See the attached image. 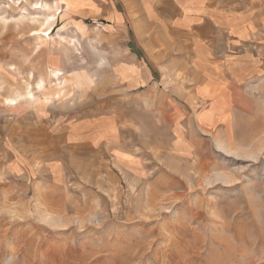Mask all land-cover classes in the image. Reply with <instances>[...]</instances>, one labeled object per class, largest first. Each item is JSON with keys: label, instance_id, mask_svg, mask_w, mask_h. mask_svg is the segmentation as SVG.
<instances>
[{"label": "rangeland", "instance_id": "rangeland-1", "mask_svg": "<svg viewBox=\"0 0 264 264\" xmlns=\"http://www.w3.org/2000/svg\"><path fill=\"white\" fill-rule=\"evenodd\" d=\"M219 2L202 39L159 0H0L55 14L0 21V264H264V0Z\"/></svg>", "mask_w": 264, "mask_h": 264}, {"label": "crops", "instance_id": "crops-1", "mask_svg": "<svg viewBox=\"0 0 264 264\" xmlns=\"http://www.w3.org/2000/svg\"><path fill=\"white\" fill-rule=\"evenodd\" d=\"M161 2H163V7H160L159 12L170 15L172 20L178 19L182 31L192 32L193 30L194 37L205 39L210 35L220 34V31L234 34L232 27H224L231 15H229V7L226 6V10L223 9V6L220 7L219 0H159V3ZM117 13L120 14L119 11ZM126 19L127 23L130 22L131 25L128 15H126ZM28 98L22 97L20 100L31 99V97Z\"/></svg>", "mask_w": 264, "mask_h": 264}, {"label": "bare ground", "instance_id": "bare-ground-1", "mask_svg": "<svg viewBox=\"0 0 264 264\" xmlns=\"http://www.w3.org/2000/svg\"><path fill=\"white\" fill-rule=\"evenodd\" d=\"M20 4V3H19ZM36 4V3H35ZM44 6H48L47 4H44ZM44 8L42 3H40V5H34L31 7L32 10H40ZM20 18H14V17H11V19H7V18H4V17H0V21L3 22V24H6L7 22H11V21H14V20H18V19H27V20H30L32 23H39L41 26H44V25H48L50 21H53L55 19V14H46V15H43V16H39V15H36V16H29V12L27 13H23L21 15H19ZM49 27V26H48ZM50 28V27H49ZM46 29V28H45ZM40 29H35L33 30L32 34L33 35H39ZM50 32V31H49ZM42 36V35H41ZM58 70H51L49 75L53 78H57L58 79ZM43 83L44 81L42 79H40L38 82H37V87L41 88L43 86ZM28 90L24 93V94H21V93H18L15 97H6V103L7 105H13L14 107L17 105V103H19V99L24 97L26 99V97L28 98H33V92L31 89H29L30 87H27ZM35 89V88H34ZM28 98V99H29ZM19 101V102H18Z\"/></svg>", "mask_w": 264, "mask_h": 264}]
</instances>
